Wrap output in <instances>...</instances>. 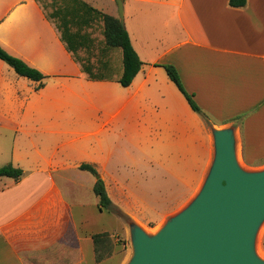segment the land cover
Masks as SVG:
<instances>
[{
  "label": "crops",
  "instance_id": "1",
  "mask_svg": "<svg viewBox=\"0 0 264 264\" xmlns=\"http://www.w3.org/2000/svg\"><path fill=\"white\" fill-rule=\"evenodd\" d=\"M123 3L125 27L143 62L127 88L118 82L123 69L115 72L104 34L96 63L91 60V74L104 80H94L42 2L0 0V46L47 77L37 90L39 83L0 59V167L24 170L18 181L0 179V264L124 262L117 237L127 236L129 225L99 208L97 178L86 179L92 174L80 170L84 163L98 170L121 213L144 230L172 217L176 209L154 207L162 218L147 223L131 211L129 200L150 187L132 185L115 171L117 161L137 170L144 163L126 150L119 154L118 138L145 154L150 130L172 131L181 161L195 160L188 164L190 179L199 149L207 154L213 147V128L234 130L245 170L257 171L264 161V0H248L244 8L231 7L230 0ZM102 26L88 30L95 42L93 32ZM164 65L176 67L204 114L191 108ZM162 144L156 140L153 149ZM207 157L214 159L211 152ZM184 186L190 195L197 192L187 181ZM104 232L114 254L97 263L93 236Z\"/></svg>",
  "mask_w": 264,
  "mask_h": 264
},
{
  "label": "water",
  "instance_id": "2",
  "mask_svg": "<svg viewBox=\"0 0 264 264\" xmlns=\"http://www.w3.org/2000/svg\"><path fill=\"white\" fill-rule=\"evenodd\" d=\"M118 6L125 25L123 0ZM212 135L214 159L196 199L153 236L128 222L134 248L128 264H264L256 251L264 221V169L240 165L232 128H213Z\"/></svg>",
  "mask_w": 264,
  "mask_h": 264
},
{
  "label": "rangeland",
  "instance_id": "3",
  "mask_svg": "<svg viewBox=\"0 0 264 264\" xmlns=\"http://www.w3.org/2000/svg\"><path fill=\"white\" fill-rule=\"evenodd\" d=\"M86 2L92 4L95 8L100 11L111 15L114 14L115 17H119V6L118 0H85ZM43 6L46 8L47 13L50 15L52 13V6L50 0L42 1ZM112 15V16H114ZM103 28V26H102ZM95 34L96 42L92 50L82 56L79 59L83 62L84 60H90V65L92 61L96 63V58L98 56V50H100L103 44V31L101 28H95L93 32ZM102 43V44H101ZM113 63L115 72H119V69H123V53L119 48H114ZM90 55V57H89ZM92 60V61H91ZM92 66V65H91ZM122 73V71H121ZM209 121V122H208ZM206 123L208 127L211 126L210 120ZM160 139L163 144L160 145V149H153L156 140ZM118 153L122 151H128L129 154H133L136 161H144L141 164L139 170L132 169L127 165V161H117L115 171L117 174L124 175L130 178L132 185H139L140 187H150V189L139 192V198H132L129 200L128 205L131 211L137 215L139 218L144 219L148 222H158L162 218V213L159 212L154 207H160L162 210L170 209L176 211L173 213L172 217L186 209L200 194L206 178L208 176L210 167L213 161H206L209 159L210 152L211 156H214V142L213 147L208 149L206 154L205 150L199 149L197 154V171L192 172V179H190V169L188 164L194 165L195 160L192 161H181L179 146L174 143V134L170 130L155 131L150 130L148 133V143H144L146 151L145 154L140 152V147L137 144L127 143L124 139L121 141L118 138ZM210 151V152H209ZM129 160V159H128ZM258 170L264 169V161L262 164L258 165ZM77 174L78 172H73ZM72 175V174H71ZM87 180H94L95 177L87 174L85 175ZM78 182H81V178L75 177ZM187 181L188 186L196 188L197 192L191 194L187 192L184 182ZM189 189V188H188ZM180 206V207H179ZM179 207V208H178ZM121 218V217H119ZM122 219V218H121ZM125 223L128 224L126 220L123 219ZM130 221V220H129ZM166 222L157 223L149 229H145L151 236L155 235L160 231ZM118 244L121 246L119 252V260H123L122 264H128L134 254V248L131 240L130 233L127 236H118ZM264 221L262 222L257 238H256V251L258 256L264 260Z\"/></svg>",
  "mask_w": 264,
  "mask_h": 264
},
{
  "label": "trees",
  "instance_id": "4",
  "mask_svg": "<svg viewBox=\"0 0 264 264\" xmlns=\"http://www.w3.org/2000/svg\"><path fill=\"white\" fill-rule=\"evenodd\" d=\"M40 2L44 0H39ZM248 0H230V6L233 8H244ZM52 13L48 17L56 22L57 28L61 33V39L66 44L67 49L73 54L75 59L83 64V69L90 74L89 77L94 80H104L101 77H95L91 74L92 66L90 60L79 59L81 50L91 51L95 45V39L88 32L96 23H103V34L105 45L108 48H119L123 53V73L118 82L125 88L131 86L136 76L142 69L143 62L133 47L130 35L120 21L119 17L106 14L95 7L91 6L84 0H51ZM46 9V8H45ZM0 59L8 64L15 72L22 77L39 83L37 90L45 87V79L47 78L39 70L29 66L22 59L17 58L0 46ZM170 80L177 86L181 93L187 99L191 108L199 113L204 114L202 109L196 103L194 96L187 92L181 76L173 65L163 66ZM80 170L89 172L95 177H99L94 185V193L99 199V208L107 210L129 222V218L125 216L114 205L110 198L104 180L100 173L92 164L80 165ZM24 176V170L8 164L0 167L1 178H13L16 181ZM95 246V258L97 263H101L114 254L115 243L111 235L107 232L95 234L93 236Z\"/></svg>",
  "mask_w": 264,
  "mask_h": 264
}]
</instances>
